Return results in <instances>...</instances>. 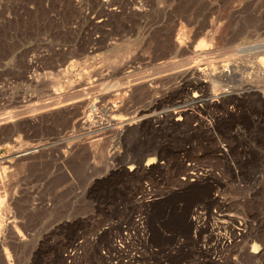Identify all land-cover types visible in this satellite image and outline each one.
Segmentation results:
<instances>
[{"label":"rangeland","instance_id":"obj_1","mask_svg":"<svg viewBox=\"0 0 264 264\" xmlns=\"http://www.w3.org/2000/svg\"><path fill=\"white\" fill-rule=\"evenodd\" d=\"M248 60L264 0H0V264H264Z\"/></svg>","mask_w":264,"mask_h":264},{"label":"bare ground","instance_id":"obj_2","mask_svg":"<svg viewBox=\"0 0 264 264\" xmlns=\"http://www.w3.org/2000/svg\"><path fill=\"white\" fill-rule=\"evenodd\" d=\"M173 35V34H172ZM182 45V44H181ZM189 50V49H188ZM262 51V50H261ZM254 60V59H253ZM255 61V60H254ZM254 61H252L253 63H254V65L253 66H249V64H250V62H249V60L248 61H246V62H244V63H238L237 61H234V64L233 65H237V67H236V70H234V71H230V73H229V78L232 80V81H234V80H236L237 78H239L240 77V75H242L240 72H239V70H240V68L242 69V71H243V69H245V70H249V69H253L254 70V79H255V81L256 82H264V66L263 65H260V64H257V63H255ZM235 65V66H236ZM239 66H242V67H239ZM187 70V69H186ZM232 72V73H231ZM240 74H239V73ZM243 74H244V72H243ZM194 75H196V76H198V80H199V82L200 83H202V84H207L208 82H207V80L209 81V80H212L213 82H216L217 80H219V75L218 74H210V73H208V72H206V71H203L202 69H200V68H190V69H188L186 72H183V78H186V77H190V76H194ZM228 77V76H227ZM241 78V82H242V84L245 82L243 79H242V77H240ZM253 79V80H254ZM246 83V82H245ZM220 84V83H219ZM250 90L251 91H258L257 90V88L256 87H252V88H250ZM250 91V92H251ZM216 93V90H215V92L213 91V94H215ZM252 94V93H251ZM214 97V96H213ZM195 99H196V102L197 103H199V102H204L203 101V99L202 98H199V96H195ZM62 106V105H61ZM46 107V106H45ZM48 107V106H47ZM50 107V106H49ZM54 107V106H53ZM51 108V107H50ZM49 108V109H50ZM55 108V107H54ZM45 109H47V108H45ZM44 109V110H45ZM52 109V108H51ZM50 109V110H51ZM47 111V110H46ZM45 112V111H44ZM175 115H179V112L177 113V112H175ZM92 142V141H91ZM1 183V182H0ZM1 185V184H0ZM4 196V195H3ZM1 197V199H2V196H0ZM6 198V197H5ZM0 199V200H1ZM7 199V198H6ZM5 199V200H6ZM4 200V201H5ZM8 200V199H7ZM223 212V211H222Z\"/></svg>","mask_w":264,"mask_h":264},{"label":"built area","instance_id":"obj_3","mask_svg":"<svg viewBox=\"0 0 264 264\" xmlns=\"http://www.w3.org/2000/svg\"><path fill=\"white\" fill-rule=\"evenodd\" d=\"M262 156L264 157V153L262 154ZM135 223L136 226L141 230L142 233H146V216L142 215V214H138L135 216ZM143 236V235H142ZM118 244H120V242L118 241ZM121 248H119V250H123L125 249L124 246H120ZM103 255H106V252H102ZM121 260V259H120ZM123 264V263H121Z\"/></svg>","mask_w":264,"mask_h":264}]
</instances>
